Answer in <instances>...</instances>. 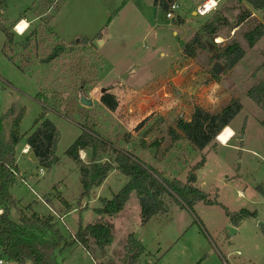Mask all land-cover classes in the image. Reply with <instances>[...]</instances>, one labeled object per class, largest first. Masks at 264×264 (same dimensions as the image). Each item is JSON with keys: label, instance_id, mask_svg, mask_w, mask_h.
<instances>
[{"label": "rangeland", "instance_id": "rangeland-1", "mask_svg": "<svg viewBox=\"0 0 264 264\" xmlns=\"http://www.w3.org/2000/svg\"><path fill=\"white\" fill-rule=\"evenodd\" d=\"M203 1L177 0L174 18H168V8L155 6L153 0H7L0 11V117L13 106L25 107L19 131L26 135L16 147L21 171L10 188L18 213L53 214L68 240L80 225H112L111 244L101 246L91 239L85 249L74 243L57 250L60 264H129L132 254H126V247L131 234L145 247L135 264H264V110L247 95L245 77L224 70V60L215 57L233 40L247 47L245 33L264 21V15L260 12V18L238 23L234 34V25L252 5L247 0H221L210 13L193 14ZM221 15L229 24L218 35L202 33L205 23L216 22ZM23 19L27 29L19 34L17 25ZM2 26L14 34V45L6 46ZM198 31L205 47L186 51ZM27 38L29 46L16 47ZM82 38L91 41L84 43ZM61 43L66 51L50 63L42 62ZM244 60L248 72L260 58L249 54ZM106 93L115 96L117 109L102 102ZM38 94L46 98V116L60 131L58 162L48 167L21 153L44 109ZM81 95L93 104L83 105ZM238 96L244 108L231 122L239 129L232 140L234 131L225 141L221 138L230 126L204 150L193 149L181 136L177 122L189 120L195 105L218 112ZM13 118L4 121L7 134ZM83 124L99 133L96 154L101 162L117 165V154L128 150L166 179L186 182L189 171L205 157L197 170V186L220 205L198 201L191 209L164 196L168 212L143 223L133 192L123 215H99L96 209L114 198L128 178L112 170L100 187L82 197L81 164L68 149L82 134ZM171 130L179 137L174 139ZM93 152L81 150L82 162H88ZM241 209L256 211L257 216L240 220V229L231 232L228 227ZM111 220H116L115 227ZM0 257L5 264H20L4 254Z\"/></svg>", "mask_w": 264, "mask_h": 264}, {"label": "trees", "instance_id": "trees-1", "mask_svg": "<svg viewBox=\"0 0 264 264\" xmlns=\"http://www.w3.org/2000/svg\"><path fill=\"white\" fill-rule=\"evenodd\" d=\"M253 8L264 10V0H247ZM7 0H0V11L6 7ZM154 5L163 9L169 8V4L177 0H153ZM239 17L238 23H241L248 11ZM229 24L227 16H219L216 22L205 23L201 29L208 37L218 35L221 27ZM3 28L7 37L6 46L14 45V34L6 27ZM198 31L189 43L186 44V51L190 52L195 46L205 47L203 35ZM264 35V24L260 23L252 30L245 33V38L250 47H253ZM84 43H89V38H82ZM30 44V38L25 42L18 44L21 47H27ZM66 51L65 43L58 44L42 60L44 63H50L56 60ZM187 53V52H186ZM245 50L241 44L233 40L227 44L219 53L215 55L218 60H224V70L234 68L245 56ZM193 54H190V56ZM214 76L218 77V75ZM247 95L264 110V80L253 85ZM37 99L43 104L44 109L40 116L35 120L32 131L27 134V143L32 152L38 159V164L42 166H52L58 162L56 149L60 140V131L56 124L46 115L48 108L45 97L37 95ZM111 110L118 107V101L111 93H106L101 98ZM243 105L240 99H232L225 107L218 112H211L202 105L193 107L191 118L189 120L179 119L177 127L182 131V137L185 138L195 150H204L209 145L216 142L220 132L234 120L242 111ZM25 114V107L18 109L13 106L9 111L0 117V250L9 260L20 264H60L56 259L57 250L79 243L85 249L89 248L90 240L94 239L101 246L109 245L113 242L114 236L112 225L105 222L80 225L71 240L60 232L55 223L53 215L41 216L37 212L30 215L23 210L19 212V221L11 218L12 205L15 201L10 194V187L16 182L19 175V168L16 159V147L24 138L19 131V126ZM70 113L68 117H70ZM13 118V127L6 133L4 121ZM264 126V119L262 121ZM82 134L69 147V156L77 163H80L81 179L83 184L82 197L89 196L94 188H98L106 180L112 170H119L124 174L128 181L124 187L110 200H104L103 206L97 208L99 215H115L121 212L128 202L131 193L134 191L141 206L142 222L146 223L153 216L159 213L168 212L169 204L163 198L170 197L172 201L193 208L198 201H203L209 205H220L217 198H210L209 194L197 186L196 171L205 164L203 157L189 171L187 181L182 182L178 178L166 179L161 172L146 164L141 159L135 157L131 151L125 150L119 152L116 157L117 165L110 161L101 162L97 157V144L101 141L99 133L86 124L82 125ZM173 138H178V134L171 130ZM93 149L88 162H82L80 151ZM61 202L70 208L69 202L60 198ZM226 213H231L225 208ZM256 217V211L241 209L235 219L234 225L247 217ZM126 254H132L129 264H135L139 260L140 254L144 251V245L133 235L129 236ZM138 253H135V252Z\"/></svg>", "mask_w": 264, "mask_h": 264}, {"label": "crops", "instance_id": "crops-1", "mask_svg": "<svg viewBox=\"0 0 264 264\" xmlns=\"http://www.w3.org/2000/svg\"><path fill=\"white\" fill-rule=\"evenodd\" d=\"M205 1H207V0H204L203 1V3L205 2ZM221 2V0H218V3H217V5L219 4ZM203 3H202V5H201V10H202V12L203 13H205V12H207V11H205V9L203 8ZM179 5V4H178ZM200 5V4H199ZM198 5V6H199ZM204 10H203V9ZM249 10H248V16H246L245 17V19L241 22V23H243L245 20H248L250 17H254V18H260V15L261 14H259L260 12H262L263 14L262 15H264V10H257V9H255V8H248ZM205 11V12H204ZM194 13H197L196 12V10H194L193 11V14ZM198 15V14H197ZM240 23V24H241ZM260 23H263L264 24V21L262 20L261 22L259 21V23L258 24H260ZM257 24V25H258ZM257 25H255L253 28H255ZM252 28V29H253ZM240 29V28H239ZM252 29H250V30H252ZM249 30V31H250ZM238 31V25H237V23H236V25H234V27H233V30H232V33H234V34H236V32ZM248 32V31H247ZM233 34V35H234ZM246 39V38H245ZM240 43V42H239ZM241 44V46L244 48V50H245V56L242 58V60L234 67V68H232V70L231 71H238V73H239V75L241 74L243 77H245V81H246V84L245 83H243L244 85V87H245V85H246V87H247V91L253 86V85H255V84H257L258 82H260V81H262V80H264V35L261 37V39H259L258 40V42L253 46V47H250L249 46V44H248V42H247V47H245L244 45V42H241L240 43ZM249 54H251V55H253V56H255V57H259L260 58V60H259V63H258V65L255 67V68H253L252 70H249L248 72H246L245 70H246V66H244L243 65V63H244V59L246 58V56H248ZM217 85L219 86V83H217ZM238 98H239V96H238ZM228 103H229V101H228ZM227 103V104H228ZM226 104V105H227ZM226 105H224L223 107H225ZM258 107H260V106H258ZM244 108V107H243ZM261 108V107H260ZM262 109V108H261ZM219 110H221V109H219ZM243 110V109H242ZM263 121V120H262ZM232 129H233V131H234V135L232 136V138L230 139V140H232L234 137H236L237 136V134H238V132H239V129H238V131L231 125V123H230V125H229ZM245 127H246V125H244ZM244 127V128H245ZM243 128V127H242ZM245 132V131H244ZM239 138L241 139V140H243V138H244V133H241L240 135H239ZM229 140V141H230ZM219 141V140H218ZM228 141V142H229ZM220 142V141H219ZM221 143V142H220ZM222 145H227V143H225V144H223V143H221ZM19 145V144H18ZM21 153L22 154H27L28 156H29V158H30V155H31V153H32V150H31V148H30V145L26 142L25 143V145L23 146V148L21 149ZM31 159V158H30ZM32 160V159H31ZM33 161V160H32ZM17 162H18V156H17ZM34 162V161H33ZM34 163H38V162H34ZM18 165V164H17ZM19 171H21V169H19ZM42 173H43V170H42ZM196 174H197V171H196ZM19 175H20V172H19ZM22 180H23V182H25V184H27V181L25 180V179H23L22 178ZM128 181V180H127ZM197 181H198V175H197ZM12 187V186H11ZM10 187V188H11ZM134 192V191H133ZM132 192V193H133ZM131 193V194H132ZM10 194L12 195V197H13V199H14V201H15V205H12L11 207H10V211H11V218L14 220V221H19V213H18V209H19V207L17 206V202H16V198L13 196V194L10 192ZM131 196V195H130ZM130 199V198H129ZM129 201V200H128ZM62 203V202H61ZM70 204V203H69ZM127 205H128V202L126 203V205H125V207H124V209L120 212V213H118V217L119 216H121V215H123L124 213H125V211H126V209H127ZM70 206H71V204H70ZM69 211L70 210H72V208L71 209H68ZM26 214H28V215H30L31 213H33V212H30L29 213V211H25V210H23ZM14 213H16L17 215L15 216V217H13V214ZM38 213V212H37ZM40 214V213H39ZM41 215V214H40ZM49 215H53V214H49ZM41 216H44V215H41ZM54 216V215H53ZM118 217H115V218H118ZM114 218V219H115ZM115 221L116 220H111V222L114 224V227H115ZM231 226H234L236 229H240V226L239 225H234V224H231Z\"/></svg>", "mask_w": 264, "mask_h": 264}, {"label": "built area", "instance_id": "built-area-1", "mask_svg": "<svg viewBox=\"0 0 264 264\" xmlns=\"http://www.w3.org/2000/svg\"><path fill=\"white\" fill-rule=\"evenodd\" d=\"M208 2V0L207 1H205L203 4H206ZM202 5V4H201ZM201 5H199L198 7H197V13L198 14H200V15H205V14H208V13H210L216 6H217V3H215V5L214 6H211V7H209V11H207V12H205V13H203L201 10H200V8H201ZM178 3L177 2H172V3H170L169 4V8H168V11L166 12V16L168 17V18H174V16H175V10L176 9H178ZM15 29H16V26H15ZM17 31V30H16ZM18 32V31H17ZM19 33V32H18ZM20 34V33H19ZM23 34V33H22ZM41 173H42V169H41ZM0 254H2L1 253V250H0ZM0 264H5L4 263V261H3V259H2V257H0Z\"/></svg>", "mask_w": 264, "mask_h": 264}, {"label": "bare ground", "instance_id": "bare-ground-1", "mask_svg": "<svg viewBox=\"0 0 264 264\" xmlns=\"http://www.w3.org/2000/svg\"><path fill=\"white\" fill-rule=\"evenodd\" d=\"M214 5L215 3H213V0H208L206 4H203V8L205 9V11H209L210 10L209 7L214 6ZM27 25H28V22L25 19L21 20L17 25L18 32L24 33L25 30L27 29ZM226 131H227V134L221 136L223 141H225V139L228 136H230V134H232L233 130L230 127H227Z\"/></svg>", "mask_w": 264, "mask_h": 264}, {"label": "water", "instance_id": "water-1", "mask_svg": "<svg viewBox=\"0 0 264 264\" xmlns=\"http://www.w3.org/2000/svg\"><path fill=\"white\" fill-rule=\"evenodd\" d=\"M77 41H78V40H77ZM218 71H219V70H216L215 72L218 73ZM125 76H126V75H125ZM102 92H103V93L106 92V88H102ZM80 102H81L83 105H87V106H90V105L93 104L92 99L87 98V97H85L84 95H81V97H80ZM30 158H31L34 162H38V159L35 157V155H34L33 152L31 153ZM228 228H229V230H230L231 232H236V231H237V229H236L234 226H231V225H230Z\"/></svg>", "mask_w": 264, "mask_h": 264}, {"label": "clouds", "instance_id": "clouds-1", "mask_svg": "<svg viewBox=\"0 0 264 264\" xmlns=\"http://www.w3.org/2000/svg\"><path fill=\"white\" fill-rule=\"evenodd\" d=\"M213 3H218V0H213Z\"/></svg>", "mask_w": 264, "mask_h": 264}]
</instances>
